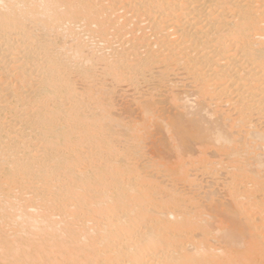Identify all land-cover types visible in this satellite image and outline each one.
I'll list each match as a JSON object with an SVG mask.
<instances>
[{"label": "bare ground", "instance_id": "1", "mask_svg": "<svg viewBox=\"0 0 264 264\" xmlns=\"http://www.w3.org/2000/svg\"><path fill=\"white\" fill-rule=\"evenodd\" d=\"M0 264H264V0H0Z\"/></svg>", "mask_w": 264, "mask_h": 264}, {"label": "rangeland", "instance_id": "2", "mask_svg": "<svg viewBox=\"0 0 264 264\" xmlns=\"http://www.w3.org/2000/svg\"><path fill=\"white\" fill-rule=\"evenodd\" d=\"M129 89H130V88H129ZM129 89H128V90H129ZM130 93H131V92H130ZM161 98H162V97H161ZM161 98H159V99H161ZM159 99H158V100H159ZM166 107H167V106H166ZM168 108H169V105H168ZM147 141H149V139H148ZM147 141H146V143H147ZM149 143H150V142H148V145L150 146ZM148 145H147V144H144L145 152L147 151L146 153H148V150H149V151H150L149 153H152V152H151V149H148V148H147L148 150L146 149V147H147ZM149 148H151V146H150ZM208 151H209V152H208L209 154L211 153L210 155L213 154V156H214V152L212 151V149H209ZM208 157H209V156H208ZM210 158H212V157L210 156ZM212 160H213V159H212ZM219 172L222 173L221 170H218L217 173H219ZM199 173H200V172H199ZM220 173H219V174H220ZM191 174H192V172H191ZM193 174H196V173L193 172ZM197 174H198V173H197ZM219 174H218V175L216 174V175L219 176L218 178H221V177H220L221 175H219ZM200 175H201V174H200ZM202 175H203V176H199V175H198V176L201 177L199 182H200V184L202 183L203 186L206 185L205 183H207L208 181L210 182V180L212 181V179H213V177H212L211 174H202ZM208 175H209V178H208ZM222 176H223V175H222ZM210 177H211L212 179H211ZM223 177H224V176H223ZM202 178H203V179H202ZM198 179H199V178H198ZM201 180H202V181H201ZM221 180H222V178L219 179L218 181H217V180H215V181L218 182V184H219V183L221 184V182H222ZM206 181H207V182H206ZM215 181H214V179H213V182H214V183L210 182L211 185L214 184V185H213L214 188H217V190L220 191V192H218V193H222V194H219V195H218L217 193H214V194H217L216 196H219L220 198H222V197L224 196L225 191H224V189H222V191H221V188H223L222 185H220V184H219V185H215V184H217ZM220 181H221V182H220ZM210 183H207V184L209 185ZM211 185H210V188H211V187H212V188H211L210 190H211V191H212V190H215V189L213 188V186H211ZM203 186H202V187H203ZM217 186H218V187H217ZM220 186H221V187H220ZM219 187H220V188H219ZM205 188H208V187L205 186ZM223 191H224V192H223ZM214 192H215V191H214ZM216 192H217V191H216ZM214 197H215V195H214ZM216 198H218V197H216Z\"/></svg>", "mask_w": 264, "mask_h": 264}]
</instances>
